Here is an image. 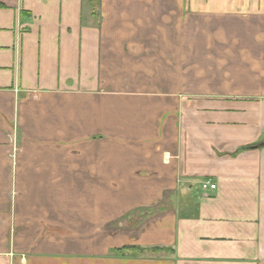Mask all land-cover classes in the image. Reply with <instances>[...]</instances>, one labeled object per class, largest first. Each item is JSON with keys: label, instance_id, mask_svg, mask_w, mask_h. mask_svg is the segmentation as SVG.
I'll return each mask as SVG.
<instances>
[{"label": "crops", "instance_id": "obj_1", "mask_svg": "<svg viewBox=\"0 0 264 264\" xmlns=\"http://www.w3.org/2000/svg\"><path fill=\"white\" fill-rule=\"evenodd\" d=\"M263 142L264 0H0V264H264Z\"/></svg>", "mask_w": 264, "mask_h": 264}, {"label": "rangeland", "instance_id": "obj_2", "mask_svg": "<svg viewBox=\"0 0 264 264\" xmlns=\"http://www.w3.org/2000/svg\"><path fill=\"white\" fill-rule=\"evenodd\" d=\"M203 182H206V181L204 180ZM207 182H209V181H207ZM209 183H210V182H209ZM210 184H212V183H210ZM214 185H215V184H214ZM215 188H216V185H215ZM200 189H201L203 192L209 190V189H202V182H201V184H200ZM161 211H163V210L158 208V211H156V213H155L156 216H158V215L160 214ZM146 213H147V212H140V213L138 214V216H136L138 219H140L139 222H143L142 220H144V219L147 218ZM132 220H133L132 223H137V221H138V220H136V219H132ZM127 223H129V222L127 221ZM127 223H126V224H127ZM158 251H160V250H158V248H157V250L152 249V250L149 251V253H159ZM167 252L172 253V250L169 249V250H167ZM137 253H138V252L133 253V254H137ZM141 253H142V252H141ZM257 253H259V252H257Z\"/></svg>", "mask_w": 264, "mask_h": 264}, {"label": "trees", "instance_id": "obj_3", "mask_svg": "<svg viewBox=\"0 0 264 264\" xmlns=\"http://www.w3.org/2000/svg\"><path fill=\"white\" fill-rule=\"evenodd\" d=\"M251 149H254V147H252ZM132 250H135L138 253H141V252L143 253L144 252V249L139 248V247L138 248L126 247L124 249L114 251V254H116L117 256H124L123 254H124L125 251H132ZM154 250H157V248H154ZM158 250H159V248H158ZM132 256L133 257L137 256V254H132Z\"/></svg>", "mask_w": 264, "mask_h": 264}, {"label": "built area", "instance_id": "obj_4", "mask_svg": "<svg viewBox=\"0 0 264 264\" xmlns=\"http://www.w3.org/2000/svg\"><path fill=\"white\" fill-rule=\"evenodd\" d=\"M202 189H209V190H214L215 189V185L214 184H210L209 182H202Z\"/></svg>", "mask_w": 264, "mask_h": 264}, {"label": "water", "instance_id": "obj_5", "mask_svg": "<svg viewBox=\"0 0 264 264\" xmlns=\"http://www.w3.org/2000/svg\"><path fill=\"white\" fill-rule=\"evenodd\" d=\"M262 147H264V142L263 143H260V144H258V145H256L254 148H262Z\"/></svg>", "mask_w": 264, "mask_h": 264}]
</instances>
